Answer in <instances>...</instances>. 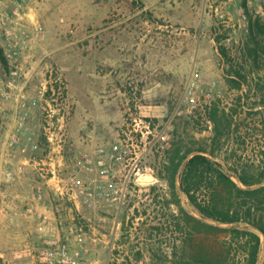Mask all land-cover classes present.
<instances>
[{"label":"rangeland","instance_id":"obj_1","mask_svg":"<svg viewBox=\"0 0 264 264\" xmlns=\"http://www.w3.org/2000/svg\"><path fill=\"white\" fill-rule=\"evenodd\" d=\"M12 1L0 0V264H33L44 213L80 264L241 259L245 238L187 222L201 216L166 176L191 147L264 172V4L32 0L19 18ZM49 162L76 197L43 176Z\"/></svg>","mask_w":264,"mask_h":264},{"label":"trees","instance_id":"obj_2","mask_svg":"<svg viewBox=\"0 0 264 264\" xmlns=\"http://www.w3.org/2000/svg\"><path fill=\"white\" fill-rule=\"evenodd\" d=\"M219 51L227 56L225 46L219 44ZM233 69L231 67L232 73ZM235 73L238 76L228 74V81L241 87L245 77L237 70ZM207 153L205 147H191L184 152L181 148L175 149L166 178L173 191L181 190L201 216L199 219L187 213V222L190 219L206 226L204 220L212 219L232 224L227 229L241 240L245 238L241 242L243 257L232 258L230 252L225 251L215 256L216 260L205 254L178 264H257L262 250L261 234L264 236V172L229 171Z\"/></svg>","mask_w":264,"mask_h":264},{"label":"built area","instance_id":"obj_3","mask_svg":"<svg viewBox=\"0 0 264 264\" xmlns=\"http://www.w3.org/2000/svg\"><path fill=\"white\" fill-rule=\"evenodd\" d=\"M31 1L32 0H13L12 1L14 4L13 14L19 18L23 17L22 14L24 13L25 8L30 6ZM247 3L249 7L254 4H259L261 7V5L264 4V0H248ZM216 11H218V7L216 8ZM1 13L2 11H0V14ZM242 13H244V16H246L245 10L243 8H242ZM35 26L40 28V25L36 23ZM17 36L18 35L15 34L14 37ZM14 37L12 40L7 42L8 45L13 46L16 44L13 42ZM114 147L115 149H117L119 145H115ZM86 161H89V158H87ZM43 164L45 163L43 162ZM49 166L50 167L48 168V170H46L44 167L42 169L44 170L43 176H49V181L51 182L52 187L55 190L59 191L61 194L65 193V194H70L71 197H76L75 187L70 184H65L63 177H61L60 169L57 168L56 166V162H49ZM81 191L82 193L86 191V195H84L85 199H89L88 195L90 194V192H87L85 188L82 189ZM45 210H47V208H45ZM42 216L43 219L38 226L39 236L41 233L42 246L38 248L37 258L35 259L33 264H80L81 250L80 249L72 250L70 249L68 244L62 241V234L59 230V226L55 218L53 220L54 222H56V224L53 226H48L49 225L47 224L49 220L48 213H44ZM75 238L80 243L83 241V236L81 233L77 234ZM28 251L30 254L32 253L30 248H28Z\"/></svg>","mask_w":264,"mask_h":264}]
</instances>
